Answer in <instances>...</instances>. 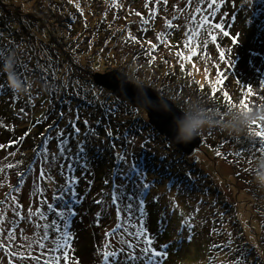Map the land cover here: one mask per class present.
<instances>
[{"label": "rangeland", "instance_id": "374dc122", "mask_svg": "<svg viewBox=\"0 0 264 264\" xmlns=\"http://www.w3.org/2000/svg\"><path fill=\"white\" fill-rule=\"evenodd\" d=\"M15 1L25 2L26 0H0V20L7 21V18L11 16L10 10H7V12H4V10L9 6L7 4L17 8L13 4ZM72 1L75 2L77 6L74 7L72 11H81L85 14V19L80 24H76V22H71V24L75 26H84L85 23H88L89 28V23L93 25L96 21L94 14L98 8L91 5V0ZM81 1H83L84 5L80 3ZM247 1L252 7L256 5L253 0ZM122 2L125 7L124 11L126 12V18L130 19L131 24L133 21L137 23V28L130 32H123L119 28L117 32L119 36L115 38L116 42H113L109 48L103 50L91 49L86 53L76 54L75 60L78 61V66L71 71L69 75L67 69L65 70L63 58L60 60L57 59L55 62L50 59V44L48 45L47 51L42 48L41 38L44 37L43 33L41 34L38 31H34L32 37H22V41L19 42L21 48L19 49V54L15 55V59L21 66V76L23 77V74H30L29 82H27L29 92L23 96H15L9 91L8 95L11 94V97L6 109L10 108L11 114L17 116L16 109L19 108V110L24 113L21 115L22 121L20 125H23V128L27 129V125L32 121V115L39 112L42 109V105H46L50 100L49 98L52 97L51 99L55 102L54 104H59L58 111H62L63 115L57 125H53V127L56 126V130H52L51 136H53L52 133L57 134V130L67 128L68 120L72 122L74 128H78L84 122L92 120L89 122L88 126V135L90 137L89 144L88 146L87 144L82 145L85 149L84 154H86V156L89 154L93 155L92 151L101 153L105 151L106 147L110 146L114 149L116 156L122 155L125 163H123L121 167V180L118 183L119 187L117 190L120 191V188L129 190L134 183H137L138 187L136 188L138 192L142 191V189L143 192H146V189L154 184V191L157 190L160 194H167V185L158 182L154 173L147 172V163L142 155L145 149L150 152L155 150V148H150L148 142L152 138L153 131L151 129H155L157 132L159 131L149 123L148 115L143 108L135 107L128 100L118 97L111 90L94 82L92 78L93 73L98 70L105 72L113 68H120L131 80L138 83H150L167 96H172L171 92L176 95L182 93L183 95H181V97L185 96V98L190 99L189 96H191L192 93L199 92L202 96L201 98L204 101L206 100L211 108L216 107L218 102L214 100L212 94H206L204 91L205 88L202 90L200 87H205L206 84L210 85V90L217 92L215 94L216 98L222 97L225 91H231L228 100L232 102L233 105L240 104L235 101L238 99V97H236L237 82L229 80V76L216 74L215 70L211 69V66L201 57L193 56L192 60L189 61L177 55L178 52H183L184 56L187 57L190 53L188 49L184 50L180 45L177 43L175 44L169 32L170 29L176 25V21L179 22V25L176 27L181 29L182 24L188 22V19L192 16V9L176 13L179 14L177 15L179 19H176L172 14L174 12H170L171 3L168 6L158 4L160 8L159 15L152 16L151 9L158 1L151 4H146L144 1L137 0H123ZM174 2L190 7L187 3H181V0H174ZM259 2H263V0H259ZM27 6H29V4ZM79 7H81L84 12ZM259 9V14L264 16V7L259 5ZM15 12L17 16L21 17L20 11L15 10ZM115 14L116 24L121 25L119 21L121 14L119 12ZM260 15L258 16L260 17ZM75 17L76 15H74V18ZM89 17H92V19ZM146 21L156 25L154 36L150 35L152 37V41L150 42L144 41L138 32V29L143 28L142 25H144L143 23ZM25 23L34 26L35 23H37V18L32 15L30 18L26 19ZM25 23H19V28L25 30ZM43 25L45 26L46 22L41 26ZM54 25L55 24L52 23V26ZM128 26L129 24L127 27ZM3 28H5V24H0V47L2 44L1 36ZM193 29H195L196 32L199 30L201 31V29L191 26L190 31ZM54 31L59 35L57 29H54ZM75 32L77 31L72 32L69 37L72 38L77 36ZM89 33L91 32H85L84 36L86 37ZM54 37L60 39L56 35H54ZM261 39V47L259 48H263L264 50V29H262ZM9 41L15 42L16 39L9 36ZM48 41L51 42L49 39ZM63 41L64 40H62V42ZM69 41L72 40L69 39ZM81 43L83 42L75 37L74 44L79 45ZM133 44L137 46L143 44L146 48H138L137 50L145 49V52L140 54L134 52L132 54L130 51L134 49L132 46ZM54 45L57 44L55 43ZM69 45L73 46L72 44ZM124 47L127 51L123 49ZM147 47H151L154 50L150 52V48ZM259 48L258 52L254 51L252 55H247L251 63V67L247 68L250 69L251 74L249 75V73H247L243 76L247 81L243 92L244 94L246 93V97L252 98L254 102L252 105L264 107V51ZM258 54L262 56L260 57ZM2 55L3 53H0V56ZM197 58L200 59L198 60ZM51 63L52 66L57 67V70H59L58 75L60 76H54L53 73L54 77L52 76V79H49L46 78L42 72L49 71L48 65ZM241 73H243V69ZM74 82L76 85L73 84ZM249 89L252 90L251 93L248 92ZM44 93L49 96L47 102L42 96ZM193 100L196 102L195 104L201 101L198 97H194ZM80 102L84 104V107L79 106ZM190 103L193 104V101ZM80 107L81 109L79 110ZM50 108L51 107L48 109ZM225 108L229 109L230 106H226ZM4 110V108L0 109V115L4 113ZM47 110H45V112L43 111L45 115L48 114ZM93 113L96 115L95 119L93 118ZM230 115L231 113L229 116H226L223 113L216 112L213 116L216 117V124H218L219 127L211 131L208 129L209 132H206V136L209 140L206 141L201 148L197 149L194 155L188 156L193 162V166L196 167L194 175L196 176L198 184L201 186V190L204 191L198 192L205 194L201 203L194 202V198L192 197V204L188 205V212L192 213L194 215L193 218L198 220L200 213H198V217L195 216V213L197 215V210H200L202 208L201 204H203L204 209L208 213L218 214L220 216V219H218L220 225L218 228H215V231L222 243L213 244L211 256H201V259L197 261V258L194 257L196 247L192 244V239L197 236L198 231L191 233L189 230L188 234L191 240L188 243L187 249L189 257H187V255H185V258L179 257V261H183L182 264H245V259L248 260L250 255L255 253L260 254L264 251V213L254 202L255 199L264 205V188L258 187L253 179V170L257 167L256 161L258 160L255 158L263 157L264 153L256 145H250L248 148L239 151V143L237 141H230L228 138H224V125ZM52 117L49 118L51 119ZM63 119L65 120L64 123H62ZM104 121L107 122L104 123V127L102 128L101 126ZM52 123L55 124L54 118ZM9 124H14V121L10 120L7 124H4V127L0 126V149L4 147L2 144L3 142L13 138L10 135V138H7L2 133L3 129L6 127L7 131L12 134L13 127H10ZM98 129L103 130V136L96 132L93 133L94 130L96 131ZM20 131L21 135H25V131ZM124 132H128L127 135H129V137L125 134H121ZM109 134H114L115 137H109ZM160 135L164 134L160 133ZM126 137H128L129 141L125 145H122L121 143ZM165 137L167 138V136ZM56 139L57 137L55 136L54 139L50 137L51 144L55 143ZM167 139L171 142L169 138ZM216 139H223L222 141H224V144L219 146L214 141ZM16 141L17 140L13 139L14 144L18 145ZM218 143H221V141H218ZM15 145L14 147H17L16 151L12 149L6 151V157H3V152L0 150V241H3L5 247H7L9 242L5 238L8 232L14 231L16 240L12 243V247L9 251L22 253L27 257L28 252L25 248L18 246L26 245L29 240L42 236L44 234L43 225L49 223L53 219L52 214H48L47 221L41 220L38 216L29 217L28 210L31 208L33 212L38 209L47 212V208L43 202L46 200L48 203H54L56 201L54 197L60 194V188L56 184L51 185L50 190H46L45 179L40 175L41 171L44 172V170L49 174L47 167L49 161L50 169L55 167V163L52 162V152L56 149V145L45 147L47 149L46 152L42 150L41 146H38L35 140H25L24 144L19 143L18 146ZM38 147L39 151H37ZM94 148H97V150H92ZM134 154L136 158H138L137 162L135 161ZM125 157H127V159H124ZM144 157L146 158V155ZM45 158L47 159V163H43ZM9 165H11V167H9ZM39 168L42 169L39 170ZM60 172L62 173V170ZM66 173L67 171L65 170L62 175H60V179L64 178ZM113 183L114 182L111 184H104L106 187L108 186L107 192H101L102 187L100 184H90L88 186V198L83 199V207H81L80 204L74 205L73 203L69 206L74 214L76 212H86L87 209L99 212L100 218H97L99 222L97 223L99 240L97 242H103V244L102 247L100 244L97 252L110 241L109 239L113 236L112 233L114 230L118 229L121 224H125L127 227L116 234L130 231L133 225L142 222V217L140 216L131 219L130 223L127 219H124L125 210L122 209L120 203L116 204V210L119 212V216L122 214L123 218L117 217L114 214L115 207L107 206V199H110V195L113 193ZM142 185H147L148 187L144 188ZM212 185H215V188H209V186ZM8 189L9 191L7 192ZM197 197L200 198L199 196ZM70 199L73 200L72 196ZM97 201H99V203H97ZM63 204L64 201H60L58 207ZM177 205L182 206L183 201L175 197V195L171 199L165 197L163 200H159L158 211L162 213L165 208L167 209V207ZM262 208H264V206ZM82 209L85 210L82 212ZM74 214L70 213L69 216ZM193 218L192 220H194ZM92 225H94L95 228L97 227L93 222ZM137 230H145L147 235L150 233L148 227L137 226ZM73 232L74 230L71 232L72 239L74 237L72 234ZM123 235L128 236L126 233ZM73 242L74 240H72V244ZM137 243L142 245L143 238L137 241ZM76 245H78V243H76ZM73 246L74 245H71L70 250V259L72 261L75 259H72L73 255L75 257L76 254V252L73 251ZM156 250L161 252V249ZM41 251L43 250L34 246L32 254L38 255ZM222 252H224V256L221 254ZM101 254H103V250ZM237 256L238 258L234 259V257ZM86 259L85 264H94V261L90 260L89 262V259ZM93 259L96 260L97 258L93 257ZM156 259L159 260V258ZM99 260L101 261L100 264H103V256L100 257ZM166 260L167 258L164 257L160 262L164 264L163 262ZM73 262L75 263V261ZM0 264H34V262L30 259L20 260L18 257L13 258L9 256L3 248H0ZM61 264H67V262L62 261ZM131 264H140V262H131ZM255 264L261 263L259 260H256Z\"/></svg>", "mask_w": 264, "mask_h": 264}, {"label": "trees", "instance_id": "16d2710c", "mask_svg": "<svg viewBox=\"0 0 264 264\" xmlns=\"http://www.w3.org/2000/svg\"><path fill=\"white\" fill-rule=\"evenodd\" d=\"M122 1L123 0H91V5L97 7L98 10L94 14V18L96 19V21L93 25L89 23V28L88 23H85L84 26H75L71 24V22L80 24L85 19V14L81 11H72L74 7H77L76 3L72 0H26L25 2H13V4L18 9L12 7L10 4H7L9 6L6 7L4 12L10 10L11 16L7 18V21L0 20V24H5V28L2 29L1 36L2 44L0 47V53H3V55L0 56V60L7 59L9 55L15 57V55L19 54V49L21 48L19 42L22 41V37H32L34 35V31H38L41 34L43 33L44 36L41 38L42 48L47 51L48 45L50 44V59L55 62L57 61V59L60 60L63 58L64 61H62L65 70L67 69L69 75L71 71L76 69V67L78 66V61L75 60L76 54L86 53L91 49L103 50L109 48V46L113 42H116L115 38L119 36V34H117L119 28L123 32H130L133 29L137 28V23L133 21L131 24L130 19L126 18V12L124 11L125 7L123 6ZM137 1H144L146 4H151L158 1V3H156L151 9V12H154L156 16H158L160 12L158 4L162 6H168L171 3L170 12H174L172 14L176 19H179V16H177L179 14H176L178 12L188 11L189 9H193L197 6L204 7L207 4V0H203V3H200V0H193V3L191 5L188 3V0H181V3H187L188 5H190V7L176 3L174 2V0H166V2L165 0ZM253 2H255L256 5L252 7L247 0H217V6L212 9L216 13L215 17H212V22H219L223 24L225 26L224 31H226L228 35L224 36L220 31L216 30L213 32V34L217 36L216 41H213L210 36L206 35L204 30H199L197 31V35H192L190 27L193 26V28H196V22H194V20H191L190 18L188 19V22L182 24L181 29L176 27L179 25V22L176 21V25L173 26L169 32L175 44L177 43L184 50H186L184 45L191 35L193 47L199 45V47L196 48V57H201L206 60L208 65L211 66V69L215 70L216 74L229 76V80L237 82L236 97H238V99L235 101L238 103H241L242 101H248L250 102V104H254L252 98L246 97V93L244 94L243 92L244 86L247 84V81L243 76H245L247 73H249V75L251 74L250 69L247 68L251 67V63L247 55H252L254 51L258 52V48L261 47L262 29H264V16L259 14V5L264 4V0L263 2H259V0H253ZM80 3L84 5L83 1H81ZM28 4L29 6H27ZM79 8L84 12L81 7ZM15 10L21 12V17L17 16ZM116 12H119L121 14L119 20L121 22V25H117L115 22ZM32 15L37 18V23H35L34 26L25 23L26 19L30 18ZM74 15H76L75 18ZM258 15H260V17ZM89 18L92 19V17ZM44 22H46V25L41 26ZM19 23H25V30L19 28ZM52 23H54L55 25L52 26ZM128 24L129 26L127 27ZM143 24V28H139L138 32L144 39V41L150 42L152 41V37L150 35L154 36L156 25L148 21L144 22ZM54 29H57V31H59V35L55 33ZM74 31H77L75 32L77 33V36L75 37L79 38V40H81L83 43L79 45L74 44L75 37H69V35ZM85 32L91 33H89V35L85 37ZM54 35H56L60 39L55 38ZM9 36L15 38L16 41H9ZM48 39L51 42H49ZM69 39H71L72 41H69ZM62 40L64 41L62 42ZM204 41L207 42L204 43ZM55 43L57 45H54ZM69 44H72L73 46H70ZM132 46L134 48L132 49V51H130L132 54L134 52L137 54L145 52V49L139 51L137 50L138 48H146V46H144L143 44L138 46L136 44H133ZM147 48H150V52L154 50L151 47ZM259 49L264 51L263 48ZM221 51L225 53L224 58H221L219 56V53ZM258 55L260 57L262 56L260 54ZM197 59L199 60L200 58ZM2 67L3 65L0 64V69H2ZM48 67L49 71L47 70L42 72L43 75L46 76V78L52 79L53 73L54 76H60L58 75L59 70H57V67L52 66V63L48 65ZM20 69L21 66L17 62L16 70L17 72L22 74V71ZM242 69L243 73H241ZM29 77L30 74H23L22 78L25 79L26 82H29ZM73 84L76 85L75 82ZM0 85H6L5 88L0 89V109H5L4 113L0 115V126L4 127V124H7V122L10 120L14 121V124H9L10 127H13L12 134L7 131L6 127L2 131L5 137L10 138L9 135L13 137L10 138V140H6L2 143L4 147H2L0 150L1 152H3V157H6L5 153L10 149L16 151L17 147H14L15 144L13 142V139L17 140L16 144L18 145L19 143L24 144L25 140H35L39 147L44 146V148L56 145L55 148L57 150L55 149L52 152L53 154H55L57 159V161L55 160V162H53L52 160V162L55 163V167H52L50 169L49 161L47 163L49 174L46 170H44L43 178L45 179V189L50 190L51 185L55 184L58 185L59 188L65 185V177L60 179V175H62V173L60 172L61 165H63L67 171L65 176L71 177L74 174L79 178V183L75 186V188L76 192L80 195L79 198H77L75 195L72 196L74 205L80 204V206L83 207V199L88 198V186L92 183L100 184L102 187L101 192H107L108 186L106 187L104 184H111L112 182H114L112 189L117 190V186H119L118 183L121 180V167L122 164L125 163V160L123 161V159H121L122 155L116 156L114 149L108 146L105 148V151L101 153H95L94 151H92L93 155L89 154L88 156H86V154L83 153L82 157L76 156L75 160H72L71 158L67 161L60 159L58 140L56 139V142L53 144H51L50 141V137L53 139L54 136L57 137V134L54 133H52L53 136H51V132L53 129L56 130V126L53 127V125H57L63 115L62 111H58L59 104L55 105V102L51 99L52 97L49 98V96L44 93L42 96L46 99V102L48 98L50 100L46 103V105H42V109L39 112L32 115V121L29 122L28 125L26 124L28 126L26 129L23 128V125H20L22 121L21 115H23L24 113L21 112L18 108L16 109L17 116H15L11 114L10 108L6 109L9 104L11 94L8 95V92L10 90L7 87L6 75L4 74H0ZM209 86L210 85L206 84L205 87L200 88L202 90L203 88H205L204 91L206 92V94L209 93L214 96V100L218 102L217 106L214 108H211L209 106V103L201 98L202 96L199 92L192 93V95L189 96L190 99L185 98V96L181 97V95H183L182 93L176 95L173 92H171L172 96L170 95L169 97L182 108H185L188 104H190L191 101H193V104L195 105L196 102L193 100L194 97L200 98L201 101L197 104L201 107L206 108L208 113L210 114V119L214 120V122L216 123L217 119L213 116L216 114V112L223 113L226 116H229V114L231 113L232 102L228 100L229 96L231 95V91H225L222 97L216 98L215 94L217 92L211 91V88ZM82 102L86 103L84 101ZM79 106L84 107V104H81L80 102ZM226 106H230V108H225ZM49 107L51 108L48 109ZM81 107L79 108V110L81 109ZM45 110H47L48 113L46 115L44 114ZM49 117L52 118L50 119ZM95 117L96 115L94 114L93 118L95 119ZM53 118L55 124L52 123ZM91 121H86L80 127H78L79 132L73 131L74 126L69 120L67 122V128L57 130L58 132H64L65 136L63 137V139H65V141L68 143L69 150L73 155L76 154L78 146L82 147V145L85 144H87L88 146L90 141V137L88 135V126L89 122ZM64 122L65 120L63 119L62 123ZM106 122L107 121L103 122L101 126L102 128L104 127V123ZM212 129L216 128H211L210 130ZM20 130L25 131V135H21ZM151 130L153 131V133L151 136L152 138L148 142V145L150 146V148H155V150L153 152H150L149 150L145 149L142 152V155L145 162L147 163V172L154 173L157 177L158 182L167 185V194H160L157 190L154 191V184L153 186L150 185V187L146 189V192H143V189L142 191L138 192V189L136 188L138 187L137 183H134L132 187L129 188V190L120 188V191H116V195L118 197L116 203H113V193H111L110 199H107L108 201L105 200L107 201L106 204L107 206L115 207L114 214L117 217L123 218L122 214H120L119 216V212L116 210V204L120 203L122 209L125 210V205L131 202V204L133 205L131 219L140 216L142 217V222L136 223L135 228L132 227L130 231H136L137 226L146 228L148 227L150 230L148 236L154 238V246H159L156 247V249H161V252L167 253V255L165 256L167 260L163 262L164 264H182L183 261H179V257L185 258V255L189 257V253L187 250L188 243L189 241H191L188 234L189 230L191 233L198 231L197 236L192 239V244L196 247V253L194 254V257L197 258V261L201 259V256H211L213 244L222 243L219 237L216 235L215 231V228H218V226L220 225L218 222L220 216L216 213H208L204 209L203 204H201L202 208L200 210H197V215L195 213L196 217H198V213H200L198 220L193 218L194 215L192 213L188 212V205L192 204L191 200L193 198L194 202L201 203V201L205 197V194L200 193L204 191L201 190V186L198 184L196 176L194 175L196 167L193 166L194 164L191 161L190 157L180 151V149L172 144L164 135H160V133L155 129ZM94 132L101 136L104 135L102 129H98L96 131L94 130L93 133ZM206 132L209 131L206 130L202 134V136L205 141H208L209 139L206 136ZM223 132H225L224 129ZM121 134H125L129 137V135H127L128 132H124ZM223 134H225L224 138H228L230 141L235 140L239 143V151L248 148V146L250 145H256L261 149L258 143L253 142L254 138L250 137L249 134L233 135L227 132ZM109 137H115V135L109 134ZM128 137L123 140V142L121 143L122 145L128 143ZM223 139H216L214 141L219 146H221L224 144V141H222ZM218 141H221V143H218ZM39 147L37 148V151H39ZM92 150H97V148H94ZM145 155L146 158L144 157ZM124 159H127V157H125ZM137 159L138 158H136L135 156L136 162ZM69 163L75 164L76 171L74 173L73 169L71 167H68ZM41 169L42 168H39V170ZM209 188H215V185L209 186ZM8 191L9 189L7 190V192ZM174 195L175 197L181 199L183 201V205H185L167 207V209L165 208L162 213H160L158 211L159 200H163L165 197H167V199H171ZM197 196H199L200 198H198ZM136 197H138L139 200H142L143 203L139 204V201L138 199H136ZM254 202L259 206V208H261L264 213V208H262L264 205L255 199ZM55 203L56 201L53 204ZM137 208L139 209L138 211ZM84 210L85 209H82V212ZM97 218H100L99 212H94V210L90 209H87V211L83 213L76 212L74 215L68 216V219H70L72 224L70 229H68L67 231L72 232L74 230V232L72 233L74 236L72 240H74V242L73 244H71L74 245L73 251L76 252L75 257L74 255L72 257V259L75 258L73 260L75 261L74 264H85V261L87 260L86 258L89 259V262L90 260H92L94 261V264H100L101 261L99 260V258L103 256V254H101L102 250L104 253L106 250L114 251L121 247H124L125 245L122 243L123 240H130L137 243V241H135V237L123 235L124 233L128 232L124 231L123 233L121 232L120 234L113 235L111 239H109L110 241L107 244H110L111 247L105 250L104 246L97 252L100 244L101 247L103 244V242H97L99 240V229L97 224L99 222ZM192 218L194 220H192ZM92 222L93 224H96V228L94 227V225H92ZM76 243H78V245H76ZM164 245H167V248L163 247ZM263 252L260 254L255 253L253 255H250V258L248 260L244 258L246 260L245 264H255L256 260H259L261 264H264ZM221 254L223 255L224 252H222ZM93 257L97 259L95 260L93 259ZM235 258H238V256L234 257V259ZM103 264H113L112 258L109 257L108 261L106 262L103 257ZM160 264H162V262H160Z\"/></svg>", "mask_w": 264, "mask_h": 264}, {"label": "snow or ice", "instance_id": "6c2138e0", "mask_svg": "<svg viewBox=\"0 0 264 264\" xmlns=\"http://www.w3.org/2000/svg\"><path fill=\"white\" fill-rule=\"evenodd\" d=\"M188 3L191 5L193 3V0H188ZM200 3H203V0H200ZM216 6L217 0H207L206 6H197L193 8V14L190 17V19L196 21V27L201 30H204L206 35L210 36L213 41L217 40V36L213 34V32L216 30L220 31L224 36L228 35V33L224 31L225 26L223 24L219 22H212V17H215L216 15L215 11H213L212 9ZM262 6H264V4H262ZM151 15L154 16L155 13L153 12L151 13ZM191 31L192 35L198 34L195 29ZM206 42L207 41H204V43ZM184 47L188 49L190 55L185 57L183 52H178L177 55L182 59L189 61L192 60V57L197 55L196 48L199 47V45L193 47L191 35L187 39V42L185 43ZM224 55L225 53L223 51L219 53V56L221 58H224ZM5 87L6 85H0V89H3ZM251 91V89L248 90L249 93H251ZM239 105L242 109L249 110L251 109V107L254 106L248 101H242ZM73 131L79 132V128H74ZM248 134L250 137L254 138L253 142L258 143L261 147V151L264 152V123L254 122L253 128ZM64 136L65 134L62 131H59L57 133L60 159L67 161L70 158L72 160H75L76 156L82 157L85 149L83 147L78 146L76 154L73 155L69 150L68 143L65 141V139H63ZM41 147L44 152L47 151L44 146ZM121 159H123V157H121ZM55 160L56 156L55 154H53V162H55ZM43 163H47L46 158ZM9 167H11V165H9ZM68 167H71L73 169V173L76 171L74 163H69ZM61 170L62 173L66 170L63 165H61ZM40 175L43 176L44 172L41 171ZM78 183L79 178L76 177L74 174L71 177L65 176V185L60 188V194L54 197L56 203H48L46 200L43 202L47 208V212L40 209L33 212L31 208L28 210L29 217L38 216L41 220L47 221L48 214H52L53 219L49 223L43 225L44 234L42 236L36 239L29 240L26 245L18 246L25 248V250L28 252L27 257H25L22 253L9 251V249L12 247V243L16 240V235L14 231L8 232V235L5 238L9 242L7 247H5L3 241H0V248H3L7 252V254L13 258L18 257L20 260L30 259L34 262V264H61L62 261L67 262V264H74V262L70 259L72 235L70 231H67V229H70L71 227V221L70 219H68V216L70 213L74 214L71 211V208L69 207L70 204L73 203L70 197L75 195L77 198H79L80 195L76 192L75 188ZM142 187L147 188L148 186L142 185ZM116 191V189L113 190V203H116L118 199ZM136 199H138L139 204L143 203V201L139 200L138 197H136ZM60 201H64V204L58 207ZM97 203H99V201H97ZM138 210L139 209L137 208V211ZM132 212L133 205L130 202L129 204L125 205V219H127L129 223L131 222ZM126 227L127 226L125 224H121L118 229L114 230L112 235H115L122 229H126ZM133 228H135V225H133ZM49 230L51 232V235ZM126 234L129 237H135V241H140L141 238H143V244L141 245L130 240H123L122 243L125 245V247H121L114 251L106 250L103 253V257L106 262L108 261L109 257H111L113 264H131V262L137 261L140 262V264H160V260H163L164 257L167 255V253L156 250V247L159 246H154V238L149 237L145 230L128 231L126 232ZM34 246L42 249L43 251H41L38 255H33L32 252L34 251ZM109 247H111L110 244L105 245V249ZM163 247L167 248V245H164ZM156 258H159V260Z\"/></svg>", "mask_w": 264, "mask_h": 264}, {"label": "clouds", "instance_id": "9594fccd", "mask_svg": "<svg viewBox=\"0 0 264 264\" xmlns=\"http://www.w3.org/2000/svg\"><path fill=\"white\" fill-rule=\"evenodd\" d=\"M3 65L0 74L6 75L8 89L15 96H23L29 92L28 83L17 72V61L9 55L7 59L0 60ZM154 110L173 112V105L161 95L155 100L148 97V106ZM254 122L264 123V107L253 106L251 109H242L239 104L231 106V115L224 125V131L233 135H245L253 128ZM173 125L176 143H191L206 130L218 128L219 125L210 119L207 109L198 104H188L181 109V115H173ZM253 170V179L258 187L264 188V157L256 161Z\"/></svg>", "mask_w": 264, "mask_h": 264}, {"label": "water", "instance_id": "95a60500", "mask_svg": "<svg viewBox=\"0 0 264 264\" xmlns=\"http://www.w3.org/2000/svg\"><path fill=\"white\" fill-rule=\"evenodd\" d=\"M95 81L101 86L104 85L105 88L114 92L118 97L128 100L135 107L143 108L148 115L149 123L160 133L167 136V138L187 156L194 155L196 150L202 147L203 139L201 136L197 137L191 143H176L174 139L173 115H181V109L183 108L169 96L163 94L159 89L145 84H138L134 80H131L126 73L117 68L102 73H96ZM158 94L166 98L169 103L173 105V112L171 114L147 107L148 97L155 100Z\"/></svg>", "mask_w": 264, "mask_h": 264}, {"label": "bare ground", "instance_id": "6f19581e", "mask_svg": "<svg viewBox=\"0 0 264 264\" xmlns=\"http://www.w3.org/2000/svg\"><path fill=\"white\" fill-rule=\"evenodd\" d=\"M123 49L127 51V49H125V47H124ZM117 69L121 70L120 68H117ZM105 72H106V71H105ZM96 73H102V71H101V70H98V71H95V72L93 73V77H92V78H93L94 82H96V81H95V74H96ZM135 82H136V81H135ZM136 83H138V82H136ZM138 84H145V85H148V86H150V87H154V86L151 85L150 83L147 84V83H143V82H142V83H138ZM103 86H104V85H103ZM104 87H105V86H104ZM210 131H211V130H210ZM201 138L203 139V144H204L206 141H205V139L203 138L202 135H201ZM260 158H261V157H258V158H255V159H258V160H259Z\"/></svg>", "mask_w": 264, "mask_h": 264}]
</instances>
